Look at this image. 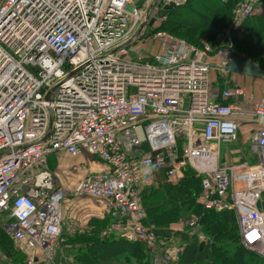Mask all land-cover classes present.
Returning a JSON list of instances; mask_svg holds the SVG:
<instances>
[{
  "label": "built area",
  "instance_id": "1",
  "mask_svg": "<svg viewBox=\"0 0 264 264\" xmlns=\"http://www.w3.org/2000/svg\"><path fill=\"white\" fill-rule=\"evenodd\" d=\"M188 1L0 0V154L11 153L0 162V217L11 214L6 230L28 252L27 264H36L37 250L52 262L64 231H79L64 217L71 194L102 202L117 219L104 238L159 245L152 264L175 263L181 249L142 224L141 192L160 172L178 182L186 168L202 177L197 201L206 210L234 211L242 243L264 259V212L257 206L264 202V102L245 101L243 87L217 90L211 78L214 63L223 68L246 57L236 37L264 0H241L230 23L202 46L164 30L146 35L165 20L158 16L166 6ZM144 23L135 42L104 57ZM80 68L47 102L48 91ZM49 107L53 130L43 143ZM246 121L260 126L253 136L258 162L222 165L219 145L237 141ZM59 154H89L103 167L86 165L75 188L59 186L50 168ZM188 224L203 237L198 217Z\"/></svg>",
  "mask_w": 264,
  "mask_h": 264
},
{
  "label": "trees",
  "instance_id": "2",
  "mask_svg": "<svg viewBox=\"0 0 264 264\" xmlns=\"http://www.w3.org/2000/svg\"><path fill=\"white\" fill-rule=\"evenodd\" d=\"M240 1L189 0L187 4L170 10L165 20L150 28L146 35L150 31L164 30L196 46H202L206 41L213 42L216 34L230 23L233 9ZM256 13L241 27L235 46L264 73V16ZM216 71L218 77L216 82L211 72L212 85L215 89L223 88L226 81L225 75L228 73L221 70ZM220 91L223 90L220 89ZM183 141L179 140L178 153L180 155ZM55 157L54 155L51 159L52 171V168L55 169V164L52 165V161L56 160ZM184 172V178L178 182L167 177L165 171L160 172L167 181V185L162 189L163 216L170 219L174 215H180L184 222H188L192 216H199L201 232L205 235L206 241L200 240L199 232L176 233L161 224H155L156 227L153 228L151 226L154 222L149 221L147 216L142 222L144 226L153 228L160 237L166 240L179 239L182 244L181 250L178 260L172 264H264L262 257L249 251L242 243L235 212L206 210L197 202L202 191V177L197 176L191 168L184 169ZM111 219L112 216H108L99 223L107 227ZM63 235L75 248V251L73 250L75 264H152V255L160 251L159 245L150 248L144 242L125 240L117 235L104 239L98 235L92 237L78 235V237L67 232ZM77 245L79 246L76 248ZM171 246L172 244L168 242L167 247Z\"/></svg>",
  "mask_w": 264,
  "mask_h": 264
},
{
  "label": "rangeland",
  "instance_id": "3",
  "mask_svg": "<svg viewBox=\"0 0 264 264\" xmlns=\"http://www.w3.org/2000/svg\"><path fill=\"white\" fill-rule=\"evenodd\" d=\"M259 8L260 11L258 12L256 11L257 12L256 14H261L264 16V3ZM63 160H66V163ZM53 164H55V169L54 168L52 169L56 174L58 185L71 188V186L68 185L73 184V182L76 180V157L63 158V155L61 156L59 155L58 159L56 158L54 162L52 161V165ZM70 167L73 169L72 172L71 170H69ZM67 169L69 171H67ZM165 185H167V181L162 176L159 175L158 177H156L155 181L149 188H147L146 190H142L141 192L142 208L146 213L147 219L151 222H154L153 226L151 227L155 228L156 227L155 224H161V226L165 228H169L175 231L176 233L186 232V231L188 232L191 231L192 233H196L197 231L194 230L188 224V222L183 221L182 216L180 215L172 216V218L178 219L177 221H175L172 218L167 219V216H163L162 209L164 207V203L162 198V189ZM76 198L78 201H84L83 199H89V200H94L95 203L97 202V200L92 197H84L82 199V197H77L74 194L69 195V197L63 204L65 221L67 225H73L76 224L77 222L78 225L80 226L79 231L81 232L78 231L77 233H73V234L69 232L67 233L76 236L80 235L83 237H92L93 235H98V237L104 239V237L102 236V231L105 229L106 226H103L101 225V223H99V221H103L106 219L104 214L98 212L101 213L102 216H100L97 213V216L93 215L90 218L80 214L76 210ZM197 202L199 203V201ZM1 217H0V264H27L29 258L28 252L25 251L23 246L16 244L12 240L9 232L6 230L7 227L6 225H8L9 222L11 221V214H7V215L4 214ZM197 217L200 218L199 216ZM112 219H114V216L112 217ZM112 219L107 224V226L111 223ZM204 237L205 235H203V237H200V240L202 242L206 241V237L205 238ZM181 245L182 244H180L179 239L175 238L173 244L174 248L180 249ZM247 249L251 251L248 247ZM69 254L74 259L75 262V255L73 253H69ZM67 257L69 256L67 255ZM150 261H151V256H150ZM74 262L72 264H75Z\"/></svg>",
  "mask_w": 264,
  "mask_h": 264
},
{
  "label": "crops",
  "instance_id": "4",
  "mask_svg": "<svg viewBox=\"0 0 264 264\" xmlns=\"http://www.w3.org/2000/svg\"><path fill=\"white\" fill-rule=\"evenodd\" d=\"M258 11H260V8L257 9V12ZM216 70L219 69H213L212 71L215 82L218 80ZM228 74L225 75V80H226L225 86L223 88L218 87L217 89L226 90L235 87H243L245 89V94H246L244 99L245 101H249V103L252 105L258 102H264V80L250 78L242 75H235L230 73ZM240 127H241L240 134L238 136L237 141L232 143L223 142L219 145L220 163L222 165H232V164L238 165L241 163H248L249 165H255L259 160L260 149L255 147L253 142V136L258 131L260 126L256 122L246 121L241 123ZM59 155L60 156L63 155V158H70L66 154H59ZM59 155H55L57 159ZM52 157H54V155L50 157V168H51ZM63 161L66 163V160ZM84 166H86L87 170H92V171L103 167L101 162L93 159L89 154H84L83 156L76 158V180L73 182V184H69L68 186H71V188H73L78 184L80 179L85 175L86 171H84ZM69 170H71V172L73 171L71 167ZM69 170L67 169V171ZM159 175L163 177L162 173L158 174L157 177ZM183 178H184V171H183ZM83 198L84 197H82V199ZM83 200L84 201H78L76 198V210L80 214L87 216L89 218L93 215L97 216L98 212L103 213L105 218L111 216L105 212L102 202L97 201L95 203L94 200H89V199H83ZM101 213L98 214L102 216ZM114 222H117V219L115 217L114 219H112L111 223ZM78 246L79 245H77L76 248ZM73 250L75 251V248L72 247V245L69 243L65 235H62V237L57 243L56 255L52 262L48 260V258L44 255L43 251L41 250H37L36 252L32 253V256H34L36 264H63V263L72 264L74 262V259L70 256L69 253H73ZM67 255L69 257H67Z\"/></svg>",
  "mask_w": 264,
  "mask_h": 264
},
{
  "label": "water",
  "instance_id": "5",
  "mask_svg": "<svg viewBox=\"0 0 264 264\" xmlns=\"http://www.w3.org/2000/svg\"><path fill=\"white\" fill-rule=\"evenodd\" d=\"M176 6L174 4H170L168 6H166L162 11H160L159 13V18L162 19L164 17H166L168 14H169V11L172 10V9H175ZM156 18H153L150 20L149 22V26H153L154 23L156 22ZM148 24L147 23H144L137 31L136 35L133 37V39H131L129 42L125 43L124 45H122L121 47H119L118 49H115L113 50L111 53H109L107 56H104L106 58H109V57H113L114 54L116 52H118L120 49L122 48H125L127 46H129L130 44H132L133 42H135L139 35L145 30L146 26ZM104 57H100L99 59H102ZM83 68V67H82ZM82 68L76 70L74 73H72L71 75H69L67 78L59 81L58 83H56L47 93L46 95V101L47 102H52L54 96H55V93L57 91V89L59 88V86L65 81L67 80L68 78L76 75L78 72H80L82 70ZM212 69H222L223 71L225 72H228L230 74H235V75H242V76H246V77H250V78H255V79H261V80H264V73L262 71V69L256 65L252 60H250L247 56L246 57H238V58H235L233 59L230 64L228 66H225L223 68H219L218 66H214L212 65L211 66ZM49 113H50V127H49V130L47 132V135L45 136L44 140H43V143L47 142L49 140V137H50V134L53 130V113H52V108L49 107ZM22 148H18L16 151L19 152ZM135 152L142 156L145 154V150L144 148H139V149H136ZM10 151H5L3 153L0 154V162L2 160H4L8 155H10ZM159 154V152H155L152 154L153 156V162L156 166V169H158L157 165H156V156ZM182 159H179V161H181ZM258 206V210L262 213L264 212L263 210V204L261 201L258 202L257 204Z\"/></svg>",
  "mask_w": 264,
  "mask_h": 264
}]
</instances>
